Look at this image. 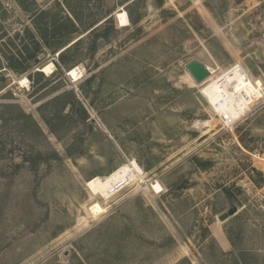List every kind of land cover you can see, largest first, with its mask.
I'll list each match as a JSON object with an SVG mask.
<instances>
[{
    "label": "rangeland",
    "instance_id": "374dc122",
    "mask_svg": "<svg viewBox=\"0 0 264 264\" xmlns=\"http://www.w3.org/2000/svg\"><path fill=\"white\" fill-rule=\"evenodd\" d=\"M263 52L264 0H0V264H264V106L224 130L186 67Z\"/></svg>",
    "mask_w": 264,
    "mask_h": 264
},
{
    "label": "built area",
    "instance_id": "2783aa9c",
    "mask_svg": "<svg viewBox=\"0 0 264 264\" xmlns=\"http://www.w3.org/2000/svg\"><path fill=\"white\" fill-rule=\"evenodd\" d=\"M249 79L257 85L254 77L248 74L243 66L234 64L224 72L211 77L202 88L206 101L210 103L208 104L217 115L218 122L224 130H232L258 106H264V88L261 91L262 95L258 96L257 92L250 89L247 82Z\"/></svg>",
    "mask_w": 264,
    "mask_h": 264
},
{
    "label": "bare ground",
    "instance_id": "6f19581e",
    "mask_svg": "<svg viewBox=\"0 0 264 264\" xmlns=\"http://www.w3.org/2000/svg\"><path fill=\"white\" fill-rule=\"evenodd\" d=\"M118 20H119V24L121 27H126L129 25V20H128L126 11H123V13H120V15H118ZM237 64L243 66L240 63H237ZM207 68L211 72V77H213L214 75H217L218 73H222L210 67H207ZM40 70L45 75L51 76L52 74H54L55 67L54 66H43ZM67 75L74 81H78L82 77L80 76V71L78 68L71 69ZM209 79L206 80V82L202 84L195 85L196 88H199L201 90L199 92L200 94L203 95L204 98L205 96L202 91V88L207 82H209ZM247 82L250 86V89L253 92H257L258 96L262 95L261 91L264 88L263 80L255 79V82L257 83V85H255L253 83V80L251 79L247 80ZM15 83H18L20 86L26 88L29 84V81L27 78H24ZM242 83H244V81ZM136 181H140V183H146L147 182L146 173L141 168V166H139L136 162H130V164H124L120 166L119 168L114 170L111 174H109L106 177L97 176V177L90 179L87 182L86 186L93 197L101 198L103 201L106 202L110 198H112L116 193H118L122 188L127 187L135 183ZM151 187L152 189L156 190L159 193L163 191V188L161 187L160 184H152ZM90 211L95 217H99L105 213V209L102 207L100 203H94L93 206L90 208Z\"/></svg>",
    "mask_w": 264,
    "mask_h": 264
},
{
    "label": "water",
    "instance_id": "95a60500",
    "mask_svg": "<svg viewBox=\"0 0 264 264\" xmlns=\"http://www.w3.org/2000/svg\"><path fill=\"white\" fill-rule=\"evenodd\" d=\"M258 57L261 58L260 54H257ZM264 57V52L263 55ZM187 70L189 71V73L191 74V76L193 77V79L195 80V82L197 84H202L205 80H207L210 77V71L208 70L207 66L199 61H191L187 66ZM76 116H78L80 118V120L86 122L88 121L90 118L87 110L85 109V107L80 103L77 102L76 104V111H75ZM92 123H95L94 121H91ZM237 212L236 208H232L228 214H224L220 217V220H225L227 219L229 216L235 214Z\"/></svg>",
    "mask_w": 264,
    "mask_h": 264
}]
</instances>
